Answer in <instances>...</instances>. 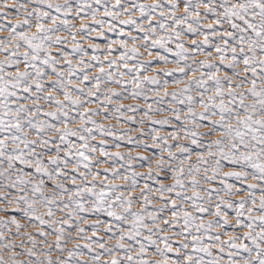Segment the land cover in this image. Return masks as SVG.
<instances>
[{
    "label": "snow or ice",
    "instance_id": "6c2138e0",
    "mask_svg": "<svg viewBox=\"0 0 264 264\" xmlns=\"http://www.w3.org/2000/svg\"><path fill=\"white\" fill-rule=\"evenodd\" d=\"M0 264H264V0H0Z\"/></svg>",
    "mask_w": 264,
    "mask_h": 264
}]
</instances>
